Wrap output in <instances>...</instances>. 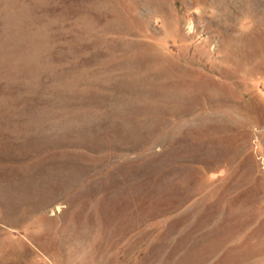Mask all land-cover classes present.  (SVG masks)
I'll list each match as a JSON object with an SVG mask.
<instances>
[{"label": "rangeland", "instance_id": "374dc122", "mask_svg": "<svg viewBox=\"0 0 264 264\" xmlns=\"http://www.w3.org/2000/svg\"><path fill=\"white\" fill-rule=\"evenodd\" d=\"M0 264H264V0H0Z\"/></svg>", "mask_w": 264, "mask_h": 264}]
</instances>
